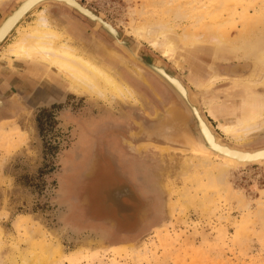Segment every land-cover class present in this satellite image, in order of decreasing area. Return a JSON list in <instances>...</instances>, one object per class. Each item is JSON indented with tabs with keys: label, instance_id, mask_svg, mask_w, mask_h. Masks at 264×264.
Masks as SVG:
<instances>
[{
	"label": "rangeland",
	"instance_id": "1",
	"mask_svg": "<svg viewBox=\"0 0 264 264\" xmlns=\"http://www.w3.org/2000/svg\"><path fill=\"white\" fill-rule=\"evenodd\" d=\"M17 1L0 2V21ZM77 2L179 77L224 143L264 147L263 127L242 143L224 133L222 118L246 112L248 96L264 100V86L234 82L229 70L245 53L212 60L210 41L218 37L231 52L243 41L264 43V0ZM41 15L58 42L97 60L134 97L103 98L66 76L57 86L49 69L33 77L32 65L11 59L10 46ZM135 27L167 29L179 40L174 55L137 38ZM120 49L105 30L56 4L36 9L0 47V264H264V164L222 167L159 138L168 106L184 107ZM124 192L136 198L130 210Z\"/></svg>",
	"mask_w": 264,
	"mask_h": 264
},
{
	"label": "bare ground",
	"instance_id": "2",
	"mask_svg": "<svg viewBox=\"0 0 264 264\" xmlns=\"http://www.w3.org/2000/svg\"><path fill=\"white\" fill-rule=\"evenodd\" d=\"M2 1L4 0H0V2ZM46 1L50 0H23L20 4L12 8V10L0 21V42L3 41L13 29L18 28L21 19L30 10L37 8V6ZM54 1L65 4L68 8L83 17L87 15L85 18L96 22L97 28L105 30V32L114 39L116 45L127 53L129 56L128 58L146 66V68L149 67L150 69H148L172 90L183 105L184 111L173 104L168 106L165 115L157 124V133L160 134V136L164 135V137L171 142L178 143L185 148H191L197 153L201 152L200 154L202 155L214 158L218 160V165L222 167H239L240 165L253 164L256 162L264 164V147L255 150L233 147L224 143L221 138H219L220 136H216L217 134L212 130L211 126L205 121L202 115L197 96L179 77L170 75L165 65L158 62H148L141 53L135 52L136 50L131 47V45H128L130 42L119 40L117 30L111 24L103 18L93 14L88 9L82 8V6L80 7L76 4L77 0ZM49 23L47 19L41 15L35 27L31 28L23 37L10 46L6 52L7 55L14 61L32 65L30 69L33 77H38L40 75V73L35 70L49 69L51 75L49 76L50 80L48 83H52L53 81L57 86L62 85L64 82L62 77L66 76L74 85L103 98L109 95L119 96L121 99H123L122 97L129 99L134 97L131 89H129L130 87L128 88L123 82V84L119 83L117 81L118 79L116 80L113 77V74L103 68L101 66L102 64L99 65L96 62L97 60L92 61L88 58H84V56L78 53L79 51L77 52L65 42H58L60 34L53 30ZM133 30L137 38L142 41L143 39L148 40L154 48H161L165 57L169 58L173 56L178 47L179 40L171 36V34L167 35V29L135 27ZM257 39H259V37ZM210 41H212L211 43L215 42L211 45L212 60H226L227 52L232 54L229 56L231 58H235L236 56L240 57L241 52H243L245 56L243 57L242 55V59L248 60L250 57L254 59V61L245 60L229 70L235 76L234 82H241V87L245 85L248 90H252V88L257 85L264 86V43H256L263 40L252 41L257 45H255V43L254 45H249L248 41H243V47L232 48L231 50L233 52L220 49L223 44L218 37H214ZM196 42H199L197 38L194 43ZM196 51L192 52L193 55L198 53ZM120 58L115 53L111 54V60L114 62H116V60L119 61ZM219 78L216 77V74L214 76L212 75L211 84H214ZM242 103H246L249 107L246 112L241 111L239 114L237 113L238 115H225L224 118H222V129L224 133L237 143H242L249 135L264 128V100L251 99L250 96H248ZM197 142H200L201 145L198 146Z\"/></svg>",
	"mask_w": 264,
	"mask_h": 264
},
{
	"label": "water",
	"instance_id": "3",
	"mask_svg": "<svg viewBox=\"0 0 264 264\" xmlns=\"http://www.w3.org/2000/svg\"><path fill=\"white\" fill-rule=\"evenodd\" d=\"M21 1H23V0H18L17 1V3H16V5H18V4H20L21 3ZM76 1V0H75ZM78 1V0H77ZM49 4H56V5H60V6H63V7H66V8H68V6H66L65 4H63V3H61V2H57V1H54V0H50V1H46V2H43V3H41L39 6H37V8H34V9H32V10H30L22 19H21V21H20V23H19V26L25 21V19L29 16V15H31L36 9H39V8H41L43 5H49ZM76 4H78L80 7L82 6V8H85V9H87V7L86 6H84V5H82V4H80V2L78 3H76ZM68 9H70V8H68ZM71 10V9H70ZM76 10V9H75ZM73 11V10H72ZM80 12V11H79ZM82 14V13H81ZM97 15V14H96ZM86 17H87V15H85ZM84 16V17H85ZM98 17H102V18H104L106 21H108L105 17H103L102 15H98ZM87 20H89L88 18H87ZM90 22H92L93 24H94V29H97V30H100L99 28H97L96 26V22H94V21H91V20H89ZM109 22V21H108ZM114 27V26H113ZM115 28V27H114ZM116 30H117V28H115ZM16 31V28L15 29H13L12 31H11V33L3 40V41H1L0 42V47L4 44V43H6L7 42V40L13 35V33ZM127 41H129L130 43H132L133 45H134V47H136V49L135 50H137L139 53H140V51H139V48H138V46L133 42V41H131V40H127ZM114 44L116 45V43L114 42ZM117 46V45H116ZM121 50V49H120ZM122 51V50H121ZM123 52V51H122ZM125 53V52H124ZM161 63V64H163L162 62H160V61H158V60H156V61H153L152 63ZM163 65H165V64H163ZM166 66V65H165ZM142 67L143 68H145L146 70H148L149 72H151L148 68H146V66H143L142 65ZM166 68H167V66H166ZM168 69V68H167ZM152 73V72H151ZM153 74V73H152ZM154 75V74H153ZM155 76V75H154ZM156 77V76H155ZM157 78V77H156ZM159 79V78H158ZM161 81V80H160ZM163 83V82H162ZM169 90H171L165 83H163ZM171 92H172V90H171ZM173 93V92H172ZM174 94V93H173ZM174 96H175V94H174ZM194 96V95H193ZM176 97V96H175ZM195 97V96H194ZM203 115V114H202ZM203 117H204V115H203ZM204 119H205V121L207 122V123H209V125L211 126V128H212V130H214L213 129V127H212V125L210 124V122L204 117ZM152 134V133H151ZM153 135V134H152ZM216 136H218L219 137V135H216ZM158 137V136H157ZM159 138H162L163 140H165V142L166 143H168V144H171V145H174V146H178V147H182V148H184L182 145H180V144H178V143H175V142H171L170 140H168V139H166L165 137H159ZM219 138H221V137H219ZM221 140H222V138H221ZM197 144H198V146H200L201 144H200V142L198 143L197 142ZM185 145V144H184ZM230 146H233V145H231L230 144ZM199 154L201 153V152H198ZM213 155V154H212ZM256 165H263V164H259V162H256V163H253V164H246V165H240L239 167H250V166H256Z\"/></svg>",
	"mask_w": 264,
	"mask_h": 264
},
{
	"label": "flooded vegetation",
	"instance_id": "4",
	"mask_svg": "<svg viewBox=\"0 0 264 264\" xmlns=\"http://www.w3.org/2000/svg\"><path fill=\"white\" fill-rule=\"evenodd\" d=\"M147 61H148V62H151V61H149L148 59H147ZM125 187H126V186H125ZM128 189L130 190V188H128ZM121 200H122V202L126 200V202H124V203H122V204H128L127 202H130L131 200H132V201H136V198H135V196H134L133 193H132V195H130V194H126V193L124 192V193H123V196L121 197ZM130 203H132V202H130ZM130 203H129V204H130ZM129 204H128V206H124V207L127 208L126 210H130V209H132L131 206H129ZM124 207H123V208H124Z\"/></svg>",
	"mask_w": 264,
	"mask_h": 264
}]
</instances>
